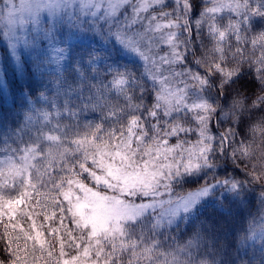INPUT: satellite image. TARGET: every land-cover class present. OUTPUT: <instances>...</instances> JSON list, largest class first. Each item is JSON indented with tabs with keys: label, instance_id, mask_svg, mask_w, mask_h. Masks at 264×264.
Here are the masks:
<instances>
[{
	"label": "trees",
	"instance_id": "obj_1",
	"mask_svg": "<svg viewBox=\"0 0 264 264\" xmlns=\"http://www.w3.org/2000/svg\"><path fill=\"white\" fill-rule=\"evenodd\" d=\"M217 1L168 5L167 20L188 14L191 24L169 64L151 70L134 62L86 73L89 100L112 78L130 80L122 94L107 96L101 106L87 105L82 88L72 82L78 92L71 105L79 115L62 112L66 134L45 142L49 149L70 150L61 171H43L44 148L28 175L0 180V264H180L194 256L213 264H264V0H235L237 9L226 12L215 11ZM239 19L250 21L237 35L221 41L213 33ZM3 54L0 151L18 146L29 110L44 106L45 94L38 81L45 74L35 60L23 57L17 69ZM179 82L202 83L198 95H207V114L186 108L194 89L184 97L172 95ZM123 147L137 161L169 165L161 188L172 203L198 191L205 198L191 219L171 224L155 217L148 226L130 229L122 241H104L86 259L89 230L77 224L66 193L83 186L108 191L100 174L107 158Z\"/></svg>",
	"mask_w": 264,
	"mask_h": 264
},
{
	"label": "rangeland",
	"instance_id": "obj_2",
	"mask_svg": "<svg viewBox=\"0 0 264 264\" xmlns=\"http://www.w3.org/2000/svg\"><path fill=\"white\" fill-rule=\"evenodd\" d=\"M179 1L0 0V81L4 82L3 51L17 69L22 67L23 57H27L35 60L45 74L38 76L45 90L44 106H32L29 110L18 146L0 151V180L9 181L18 173L28 175L39 163V153L44 148L48 151L47 158L41 162L43 171H61V166L72 156L70 150L55 146L49 149L45 145L66 134L69 125L61 121L63 113L79 115L71 105L78 92L72 84L74 80L82 88L81 97L87 105L101 106L99 103L107 96L122 94L130 80L112 78L106 89L93 91L89 100L85 97L90 88L86 73H91L92 68L118 66L124 69L140 62L157 70L162 63L169 64L182 46L184 27L191 29L188 14L182 15L185 20H167L168 5L174 2L178 5ZM217 2L216 12L233 11L238 7L235 0ZM174 9L182 14L180 7ZM249 21L226 22L215 27L213 33L224 41L237 35ZM200 85L201 82H195L187 87L179 82L171 91L172 95L184 97L189 88L194 89L195 98L186 108L207 114L210 105L207 95H198ZM215 124L219 126L218 119ZM123 148L124 151L117 149L107 158L100 174L99 181L108 191L101 193L83 186L66 193L77 224L89 230L90 243L82 256L86 259L91 258L104 241H122L125 233H131L130 229L148 226L155 217L171 224L191 219L205 198L206 192L198 191L172 203L169 192L161 188L171 171L169 165L137 161L128 154L131 148ZM12 160H18L19 164L10 163ZM72 262L69 260L67 264ZM180 264L213 262L208 257L194 256Z\"/></svg>",
	"mask_w": 264,
	"mask_h": 264
}]
</instances>
